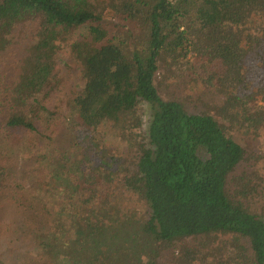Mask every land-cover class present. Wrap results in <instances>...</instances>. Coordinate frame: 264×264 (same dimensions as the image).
<instances>
[{
    "label": "trees",
    "instance_id": "1",
    "mask_svg": "<svg viewBox=\"0 0 264 264\" xmlns=\"http://www.w3.org/2000/svg\"><path fill=\"white\" fill-rule=\"evenodd\" d=\"M187 73L230 127L264 131V0H0V264H161L210 234L234 239L215 264H264L260 174L231 187L242 146L159 92ZM108 124L135 156L111 152Z\"/></svg>",
    "mask_w": 264,
    "mask_h": 264
},
{
    "label": "rangeland",
    "instance_id": "2",
    "mask_svg": "<svg viewBox=\"0 0 264 264\" xmlns=\"http://www.w3.org/2000/svg\"><path fill=\"white\" fill-rule=\"evenodd\" d=\"M16 35V34H15ZM16 44L13 45L12 51L18 52L23 48L25 42L22 36L15 37ZM69 66L62 64V75L69 83H72L73 77L78 75V66L73 63H68ZM156 83L159 92L163 98H174L182 101L189 112H208L214 115L219 123L222 125L226 134L237 141L245 152L244 159L237 165L235 171L228 177L229 185H233V177L242 172H249L252 169L258 171L260 174V190L262 195L258 197L257 202L252 203V208L258 212H264V131L258 130V134L254 132H246L245 130H238L230 127L218 114V109L223 103V96L216 92L213 88L205 87L200 83L193 82L190 74L179 75L163 79V76L157 75ZM145 119L142 124V131L147 130V111L144 109ZM105 144L111 152L122 154L127 151L130 157L135 156L134 150L129 148L126 143L116 136L112 128L108 125L100 128ZM113 201L120 205V211L128 214H135V212L142 213L139 209L134 195L129 194L123 187H116L112 189ZM246 244L244 240H240ZM234 245L232 235L224 234H210L195 239L186 241L185 247L174 251H162L161 257L158 261L161 264H215L214 262L219 259L221 251L227 254L231 247ZM186 246H190V250L199 249V253L194 251L189 254H184ZM5 245L2 249L5 251ZM23 251L22 245L19 242L12 243L11 255L15 256L14 251ZM8 251V250H6ZM196 254V255H195ZM196 256L194 259L193 256ZM228 255V254H227Z\"/></svg>",
    "mask_w": 264,
    "mask_h": 264
}]
</instances>
